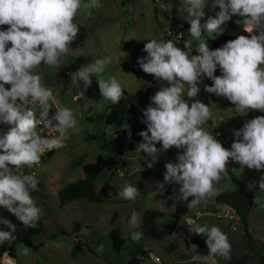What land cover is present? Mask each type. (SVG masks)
Wrapping results in <instances>:
<instances>
[{
    "label": "clouds",
    "instance_id": "clouds-1",
    "mask_svg": "<svg viewBox=\"0 0 264 264\" xmlns=\"http://www.w3.org/2000/svg\"><path fill=\"white\" fill-rule=\"evenodd\" d=\"M181 3L190 17V36L199 41L198 54H192L193 45L188 40L183 49L171 39H151L144 45L147 56L138 59L140 68L167 86L160 87L143 112L146 130L139 133L143 142L138 144V151L152 156L155 162L159 152L173 147L183 150L178 153L177 162L165 164L164 183L158 184L159 190L163 193L165 184L180 185L174 199L195 209L217 195V186L228 176L230 161L241 168L264 170V116L248 120L241 129L234 130L235 140L229 150L202 127L213 117L209 106L199 100L189 104L185 99V93L188 98L199 95V85L206 77L212 83L204 85L205 92L226 98L241 113L264 112V0H211L212 9L218 7L219 11L204 23L201 21L208 0ZM100 6L99 0H0V124L8 126L6 132L0 130V206L25 228L38 227L42 210L31 194L39 190L35 172L23 174L22 170L39 166L46 151L63 148L70 130H79L69 107H57L55 115L49 117L53 108L49 102H59L53 90L42 83L37 70L42 65L61 67L79 33L75 22L78 13L87 10L90 14ZM233 17H239L235 23L248 35H238L210 50L208 40L202 38L204 34L223 33L222 26ZM111 63L112 57L93 59L72 73V78L77 83L82 81L87 90L92 77L104 74ZM218 67L221 75H215ZM97 80L102 97L118 104L124 91L117 79L113 76ZM83 95L80 91L75 99ZM35 103L42 110L39 119L31 108ZM40 125L43 128L38 130ZM45 129L50 138L42 134ZM157 144L161 145L159 149ZM147 166L151 168L153 164ZM258 184L259 191L264 192V176ZM118 195L134 201L139 190L127 185ZM130 223L138 226L136 213ZM0 224L9 229L0 230V245L11 244L16 225L6 219H0ZM187 224L189 232L206 235V261L217 264L216 257L231 258V243L220 227H202L192 219ZM142 238V232L132 233L133 241ZM196 248L191 245L192 252ZM30 251L22 245V255ZM97 251L102 252L103 245ZM3 256L6 264H17L9 253L4 252Z\"/></svg>",
    "mask_w": 264,
    "mask_h": 264
},
{
    "label": "rangeland",
    "instance_id": "rangeland-1",
    "mask_svg": "<svg viewBox=\"0 0 264 264\" xmlns=\"http://www.w3.org/2000/svg\"><path fill=\"white\" fill-rule=\"evenodd\" d=\"M99 3L101 6L92 9L90 14L87 10L78 13L75 21L84 26L86 36L62 59L61 67L42 65L37 70L42 83L53 90L59 102H49L53 107L50 116L55 115L57 107H69L77 118L79 130H70L69 139L63 148L53 149L50 156L44 153L39 166L22 170L23 174L35 172L39 190L31 194L37 207L42 210L39 219L42 228L32 236L35 250L28 255L21 254L22 243L16 245L14 257L17 264H157L147 259L148 250L159 257V264H210L203 258L209 253L194 241L201 234L189 232L188 219L202 227L218 226L228 236L231 258L224 260L216 257L217 264H232L235 258H242L238 264H264L260 257L264 253V192L259 191L258 184L264 176V170L241 168L238 163L230 161L227 165L228 176L217 186V194L233 190L240 184L247 185L253 191L245 230L233 219V215L231 217L228 209L215 207V203L212 206V198L207 204L195 209L188 208L185 214L179 216L169 234L161 238L143 235L139 241L131 239L134 226L130 221L133 213H136L139 225L144 209L160 210L164 214L157 216L155 222L161 225L177 204L174 197L180 185L165 184L163 193L158 185L164 183L165 164L177 162L178 153L183 152L174 147L159 152L155 162L148 154L140 155L126 148L121 162L114 168L102 169L94 177L91 189L99 196V201L83 196L64 203L58 201L57 188L82 176L83 163L93 161L98 154L111 153L105 142L118 131L112 124L103 121L105 107L111 102L102 97L97 78L109 80L114 76L123 88V95L133 101L137 100L136 111L143 116L144 110L151 103L150 98L160 87L167 85L150 74L137 72L129 59V53L151 39L158 42L171 39L181 49L185 41H190L193 45L192 54H198L196 47L199 41L190 36V24L187 22L190 17L181 0H99ZM218 11V7L212 9L211 0H208L204 9L205 17L201 22L204 23L208 17L214 18ZM237 19L239 17H233L231 22L222 26L226 42L241 34L248 35L235 23ZM179 21L186 25L183 39L167 36L163 26ZM212 35L205 33L202 37L208 40V46ZM104 57H112L113 63L106 67L104 74L92 77L87 90L82 81L77 83L72 78V73L81 66ZM215 75H221L219 67ZM211 83V80L203 78L199 85L201 91L205 92L204 85L210 86ZM80 91L84 95L75 99ZM205 93L213 117L202 127L229 150L235 140L234 130L241 129L248 120L264 116V112L259 110L241 113L226 98ZM42 134L50 138L47 130ZM160 147V144L157 145L158 149ZM149 163L153 164L151 168L147 166ZM127 185L139 190L134 201L118 195ZM9 215L13 214L0 206V219ZM115 237L122 238L117 247L114 246ZM192 244L197 246L195 252L191 251ZM101 245L103 251L98 252ZM142 251L144 256L141 259L137 255Z\"/></svg>",
    "mask_w": 264,
    "mask_h": 264
},
{
    "label": "trees",
    "instance_id": "trees-1",
    "mask_svg": "<svg viewBox=\"0 0 264 264\" xmlns=\"http://www.w3.org/2000/svg\"><path fill=\"white\" fill-rule=\"evenodd\" d=\"M75 22L79 26V33L75 41L72 43L71 48H74L76 45L80 44L86 36L84 26L77 21ZM179 22L181 24L182 32L179 39H183L186 25L181 21ZM4 27L6 28L7 26ZM209 40V48L210 50H214L216 48L222 47L226 43V35L224 33H221L219 35L213 34L212 37L209 38ZM144 45L145 44H140L134 51L130 52L129 59L131 62H133L134 68L137 72H142L144 75H149L143 72L138 64L139 58L147 56V53L143 51ZM186 99L188 100L189 104H191L195 100L202 101L205 104L208 103L207 94L202 91H200L199 95L194 98H188L186 95ZM136 102L137 100L133 101L126 95H123L118 104L110 103L105 107L103 115L104 123L112 124L113 127L118 128V131L112 137L108 138L107 142H105V144L109 147L111 153H109L108 155L98 154L93 161L83 163L82 176H79L74 180H69L64 185L57 188L56 194L60 203H64L79 196L86 197L90 200L99 201V196L92 191L91 186L94 177L102 169L114 168L119 162H121L126 148L137 154L146 155L144 152L138 151V144L143 142V138L139 135V133L146 130V124L142 122L144 120V117L136 111ZM131 112L133 113L131 114ZM1 125L2 124H0V130ZM51 153L52 150L46 151L45 155L50 156ZM215 202L226 203L230 205V207L233 208V211H228L233 214L234 218H232L236 219L245 230L248 209L253 202V191L248 189L247 185L240 184L233 190L219 192L213 198L212 206ZM187 210V202L177 203L174 209L168 214L165 221L162 222L161 225H159L156 224L155 218L164 213L157 209L146 208L141 214L139 225L133 228L132 233L139 231L142 232L143 235L149 236L151 238H161L164 235L170 233V231L174 228V225L177 222L179 216L185 214ZM4 219L11 221L14 225H16L17 229L13 233L15 240L11 244L5 243L3 245H0V254L6 251L7 253H9V255L14 257L15 247L18 243H22L26 247L30 248V252L34 251L35 246L31 242V238L33 235L40 231V229L42 228V222L39 220L38 227L33 229L25 228L14 215H9ZM0 230L8 231L9 229L5 225L0 224ZM206 240L207 237L204 234H201L199 237L194 239L196 245L202 247L209 253ZM114 241V246L117 247L122 242V238L115 237ZM260 257H262V260L264 261V253H262ZM241 260L242 258H235L232 261V264H238Z\"/></svg>",
    "mask_w": 264,
    "mask_h": 264
},
{
    "label": "built area",
    "instance_id": "built-area-1",
    "mask_svg": "<svg viewBox=\"0 0 264 264\" xmlns=\"http://www.w3.org/2000/svg\"><path fill=\"white\" fill-rule=\"evenodd\" d=\"M163 29H164L165 34L167 36H169V37L177 38V37H180L181 34H182V32H181V24L178 23V22H175L173 25H171L170 23H166L163 26ZM31 108H32V110L34 112H36V117H37V119H39L40 118V112L42 111L40 109L39 103L32 104L31 105ZM49 117H51L50 114H49ZM42 128H43L42 125L38 126V130H41ZM1 130L2 131H7L8 130V126L2 124L1 125ZM44 131H46V129L43 130V132ZM232 215L233 214H231V217H232ZM4 252H6V251H4ZM4 252H2L0 254V264H6L5 258L3 256V253ZM9 256L12 257L11 255H9ZM137 256L142 258L144 256V252L143 251L142 252H139ZM146 256H147V259H149L150 262L159 264V261H160L159 260V257L157 255L153 254L152 252H150L149 250L147 251ZM12 258L15 259L14 257H12Z\"/></svg>",
    "mask_w": 264,
    "mask_h": 264
},
{
    "label": "water",
    "instance_id": "water-1",
    "mask_svg": "<svg viewBox=\"0 0 264 264\" xmlns=\"http://www.w3.org/2000/svg\"><path fill=\"white\" fill-rule=\"evenodd\" d=\"M215 207H222V208L233 211V208L230 207V205H228L226 203L215 202Z\"/></svg>",
    "mask_w": 264,
    "mask_h": 264
},
{
    "label": "crops",
    "instance_id": "crops-1",
    "mask_svg": "<svg viewBox=\"0 0 264 264\" xmlns=\"http://www.w3.org/2000/svg\"><path fill=\"white\" fill-rule=\"evenodd\" d=\"M212 201H213V199H212ZM139 258H141V257H139ZM142 258H143V257H142ZM142 258H141V259H142Z\"/></svg>",
    "mask_w": 264,
    "mask_h": 264
}]
</instances>
